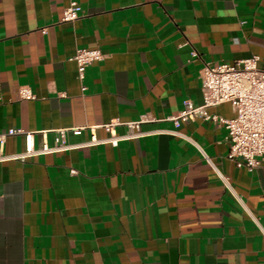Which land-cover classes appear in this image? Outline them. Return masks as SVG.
Instances as JSON below:
<instances>
[{
  "label": "crops",
  "instance_id": "0c3cea01",
  "mask_svg": "<svg viewBox=\"0 0 264 264\" xmlns=\"http://www.w3.org/2000/svg\"><path fill=\"white\" fill-rule=\"evenodd\" d=\"M72 2L80 19L64 23ZM79 49L104 55L84 82ZM253 56L264 70V0H0V135L41 149L86 128L67 134L78 146L149 120L117 148L0 162V264H264V157L239 168L224 128L170 121L204 105L206 64ZM25 150L24 136L0 140V156Z\"/></svg>",
  "mask_w": 264,
  "mask_h": 264
},
{
  "label": "built area",
  "instance_id": "2783aa9c",
  "mask_svg": "<svg viewBox=\"0 0 264 264\" xmlns=\"http://www.w3.org/2000/svg\"><path fill=\"white\" fill-rule=\"evenodd\" d=\"M81 13L80 5L77 2H72L65 10L62 22L74 23L80 19ZM103 59L104 55L99 49H79L71 61L76 63L79 80L84 82L88 67ZM259 63L260 59L253 56L239 60L234 64H206L201 73L204 105L195 108L187 102L180 116L170 119L178 125L180 122L203 118L213 122L219 128H224L229 143L228 159L235 162L237 167L247 168L249 171L256 169L259 166V159L264 157V70L260 68ZM82 91H86L85 86L82 87ZM21 97L27 100L35 99L33 93L27 88L21 90ZM222 104L232 106L235 113L233 119H225L207 113L208 108ZM148 121L147 116H142L137 122L123 124L119 121H112L105 124L101 128L109 134V137L104 140L95 136L94 130L96 128H91L93 131L91 140L78 146H71L67 143V134L72 132L75 136H81L86 128L56 130L55 145L50 147L45 144L41 149L35 148L34 134L24 130H10L7 134L0 135L1 142L3 143L7 136L21 135L25 137L26 150L24 153L13 156L1 155L0 162H24L42 155L100 145H111L117 148L122 141L144 137L145 134L141 132V126ZM122 125L128 128L129 134L118 136L116 129ZM204 157L228 185L226 178L216 169L213 161L205 154Z\"/></svg>",
  "mask_w": 264,
  "mask_h": 264
}]
</instances>
